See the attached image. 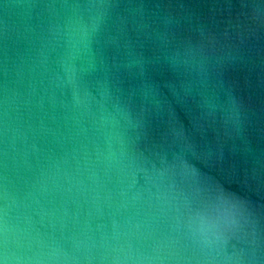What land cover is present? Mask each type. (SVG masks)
Instances as JSON below:
<instances>
[{
    "label": "water",
    "instance_id": "water-1",
    "mask_svg": "<svg viewBox=\"0 0 264 264\" xmlns=\"http://www.w3.org/2000/svg\"><path fill=\"white\" fill-rule=\"evenodd\" d=\"M0 264H264V0H0Z\"/></svg>",
    "mask_w": 264,
    "mask_h": 264
}]
</instances>
